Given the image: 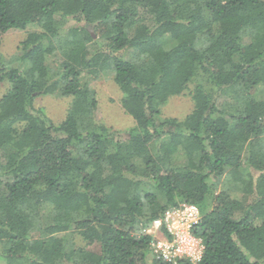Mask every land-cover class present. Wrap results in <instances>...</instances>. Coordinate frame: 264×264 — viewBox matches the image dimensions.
I'll return each instance as SVG.
<instances>
[{"label":"trees","instance_id":"1","mask_svg":"<svg viewBox=\"0 0 264 264\" xmlns=\"http://www.w3.org/2000/svg\"><path fill=\"white\" fill-rule=\"evenodd\" d=\"M9 29L26 35L0 64V260L169 264L143 228L186 202L198 264H264V0H0V44ZM107 73L127 133L96 118L87 80ZM184 93L192 110L157 120ZM45 94L70 98L58 123Z\"/></svg>","mask_w":264,"mask_h":264},{"label":"rangeland","instance_id":"2","mask_svg":"<svg viewBox=\"0 0 264 264\" xmlns=\"http://www.w3.org/2000/svg\"><path fill=\"white\" fill-rule=\"evenodd\" d=\"M91 33L93 34V32ZM25 35L26 32L19 29H9L2 34L0 44V64L5 68L16 67L18 65V58L22 53V51L19 50L18 45ZM93 36L95 35L93 34ZM87 83L93 90L97 100L95 111L96 118L121 133H127V131L134 125V121L121 107L120 101L122 93L113 82L112 74H102L95 79H88ZM8 87L9 82L6 79L0 82V97L6 92ZM69 103V97H61L55 94L37 95L34 99V106L42 108L46 115L55 123L60 122L64 118ZM192 108L193 102L188 94L184 93L170 96L161 106L157 120L163 117L183 119ZM223 186H225L224 181H220L218 188H222ZM153 234L160 237L159 230H154ZM74 240L77 245L82 246L84 244L77 235ZM0 264L6 263L0 260Z\"/></svg>","mask_w":264,"mask_h":264},{"label":"built area","instance_id":"3","mask_svg":"<svg viewBox=\"0 0 264 264\" xmlns=\"http://www.w3.org/2000/svg\"><path fill=\"white\" fill-rule=\"evenodd\" d=\"M199 221V210L190 203L182 202L164 210L144 229L153 235L150 241L153 254L169 264H198L204 243L193 229ZM154 230H159L160 237L153 234Z\"/></svg>","mask_w":264,"mask_h":264},{"label":"clouds","instance_id":"4","mask_svg":"<svg viewBox=\"0 0 264 264\" xmlns=\"http://www.w3.org/2000/svg\"><path fill=\"white\" fill-rule=\"evenodd\" d=\"M151 222H152V221H151ZM151 222L149 223V225L151 224ZM149 225H148V226H149ZM148 226H147V227H148ZM147 227H145V228H147ZM145 228H143V231H144Z\"/></svg>","mask_w":264,"mask_h":264}]
</instances>
